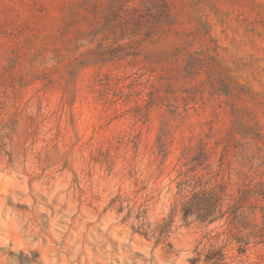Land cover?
I'll return each instance as SVG.
<instances>
[{"label": "rangeland", "instance_id": "1", "mask_svg": "<svg viewBox=\"0 0 264 264\" xmlns=\"http://www.w3.org/2000/svg\"><path fill=\"white\" fill-rule=\"evenodd\" d=\"M0 98V264H264L177 195L264 183V0H0Z\"/></svg>", "mask_w": 264, "mask_h": 264}, {"label": "trees", "instance_id": "2", "mask_svg": "<svg viewBox=\"0 0 264 264\" xmlns=\"http://www.w3.org/2000/svg\"><path fill=\"white\" fill-rule=\"evenodd\" d=\"M118 14L117 24H119L122 33L127 32L125 25L137 21L136 18ZM224 94L227 96L236 95L234 90L229 88ZM0 105H6V101L0 98ZM9 130L10 127L6 124L0 128V143L11 136ZM207 157V153L201 149L195 158L184 164L187 168L185 179L178 182L177 185V195L182 198L180 202L182 218L185 221L195 219L203 225L224 220L234 228L241 229L242 232L251 231L246 235L245 245L251 243V236L260 239L259 243H264V183L255 184L253 180L243 182L236 193H230L228 184L218 179L223 172L222 165L208 173L209 178L196 173L204 165ZM261 173L264 175V171ZM259 214H261L260 218ZM217 254L218 252L211 250L206 256V263L225 264L222 254Z\"/></svg>", "mask_w": 264, "mask_h": 264}]
</instances>
